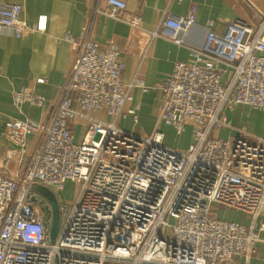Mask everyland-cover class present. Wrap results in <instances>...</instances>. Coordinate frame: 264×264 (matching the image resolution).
<instances>
[{
  "label": "built area",
  "instance_id": "built-area-1",
  "mask_svg": "<svg viewBox=\"0 0 264 264\" xmlns=\"http://www.w3.org/2000/svg\"><path fill=\"white\" fill-rule=\"evenodd\" d=\"M17 4L0 2V34L21 39L47 30V16L34 25L22 19ZM101 15L141 28V17L122 0H107ZM194 12L164 17L152 39L177 46L195 25ZM64 40L75 59L48 122L11 119L6 136L26 153V139L40 138L22 173L0 172V264H237L262 242L264 223V139L240 131L234 139L215 134L230 128L225 110L247 106L264 111V19L260 32L241 21L222 33L209 31L191 59L174 66L163 83L145 85L140 76L122 80L125 65L114 43L102 48L93 39V17L78 37ZM229 78L223 81V76ZM140 75V74H138ZM159 92L162 103L150 135L126 131L127 119L139 124L134 91ZM17 107L42 108L45 98L21 90ZM104 111L108 121L95 117ZM88 122L80 144L71 124ZM163 126L178 136L191 128L184 151L167 147ZM13 152H11L12 154ZM9 154V156L11 155ZM68 182L78 186L70 203L59 202ZM57 198L61 221L49 237L52 209L36 192ZM220 209L238 211L250 227L219 219Z\"/></svg>",
  "mask_w": 264,
  "mask_h": 264
},
{
  "label": "crops",
  "instance_id": "crops-1",
  "mask_svg": "<svg viewBox=\"0 0 264 264\" xmlns=\"http://www.w3.org/2000/svg\"><path fill=\"white\" fill-rule=\"evenodd\" d=\"M122 1L126 3L129 14L141 17L140 29L134 30L127 24L101 15L94 16L95 8L105 9L107 0H0L2 3L20 5L23 9L22 19L29 25H34L39 16L48 18L46 32L31 33L21 39L0 34V172L6 178L22 173L29 163L30 155L41 143L38 136L31 135L26 139L27 152H22L20 146L6 136V122L11 119L35 122L50 120L76 56L75 49L64 38L68 33L78 37L90 17H93V39L102 48L114 43L120 49L125 65L122 80L130 83L140 76L148 87L165 82L177 63L188 62L191 59L189 47H200L209 31L222 33L226 24L241 21L252 28L255 36L260 32L264 19V0ZM191 12H194L196 22L186 36L185 46H177L162 38L152 39L151 33L164 17H185ZM228 78L229 74L224 75L223 81ZM21 90L44 97L45 106L37 108L25 104L17 107L13 94ZM161 103L159 92L143 93L140 89L135 90L134 105L140 106L139 127L134 129L130 119L121 122L120 127L150 135ZM225 115L231 127L218 130L216 138L232 140L243 131L264 139V111L239 106L226 109ZM95 117L108 121L104 111L97 112ZM87 127L86 120L71 124L77 144L83 141ZM162 130L165 145L173 148L168 142V134L177 135L175 130L168 126H163ZM191 134V128H188L183 135L180 151L186 150L192 143ZM221 211L219 219L250 227L251 220L246 214L224 209ZM262 223L264 217L258 218L257 224ZM260 238L262 242L257 245L256 252L249 259L238 257L237 264H264V232L260 233Z\"/></svg>",
  "mask_w": 264,
  "mask_h": 264
},
{
  "label": "water",
  "instance_id": "water-1",
  "mask_svg": "<svg viewBox=\"0 0 264 264\" xmlns=\"http://www.w3.org/2000/svg\"><path fill=\"white\" fill-rule=\"evenodd\" d=\"M36 192L42 197H44L51 205L52 218H51L49 237L51 243L53 244L55 243L60 228V221H61L60 206L56 196L49 189L43 186H38L36 188Z\"/></svg>",
  "mask_w": 264,
  "mask_h": 264
},
{
  "label": "rangeland",
  "instance_id": "rangeland-1",
  "mask_svg": "<svg viewBox=\"0 0 264 264\" xmlns=\"http://www.w3.org/2000/svg\"><path fill=\"white\" fill-rule=\"evenodd\" d=\"M137 127H134V129H136ZM183 139L184 136L168 134V142H170V146L173 147L174 149H178V150L181 149V145H183L184 142ZM77 191H78L77 184L74 182H70L65 186L64 190L60 194L61 198L59 197L58 200L64 201L65 203H70L75 198ZM221 210L222 209H220V211L218 212L217 217H221V213H222ZM222 217L225 218L224 216Z\"/></svg>",
  "mask_w": 264,
  "mask_h": 264
}]
</instances>
